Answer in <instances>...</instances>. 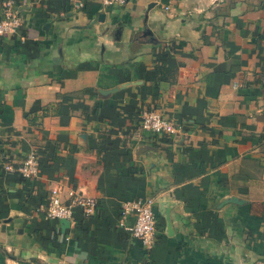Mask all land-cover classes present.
I'll list each match as a JSON object with an SVG mask.
<instances>
[{"label":"crops","instance_id":"0c3cea01","mask_svg":"<svg viewBox=\"0 0 264 264\" xmlns=\"http://www.w3.org/2000/svg\"><path fill=\"white\" fill-rule=\"evenodd\" d=\"M7 8L22 24L0 39V264H264V0ZM150 110L175 133L143 132ZM31 151L35 178L4 171ZM54 183L94 213L46 219ZM138 199L164 221L148 249L119 227Z\"/></svg>","mask_w":264,"mask_h":264},{"label":"built area","instance_id":"2783aa9c","mask_svg":"<svg viewBox=\"0 0 264 264\" xmlns=\"http://www.w3.org/2000/svg\"><path fill=\"white\" fill-rule=\"evenodd\" d=\"M104 7L121 6L126 0H98ZM21 18L11 8H7L0 20V39L16 34L21 27ZM140 129L156 136L168 137L175 133L174 127L157 111H144L140 115ZM38 160L34 151L29 152L16 168L11 164L4 166V171L16 173L23 179H32L38 173ZM63 187L54 183L48 190L45 218L51 221H71L75 209H80L85 216H91L96 209V201L92 198L81 196L73 190L67 192V199L62 200ZM133 217V222L128 224V217ZM119 227L139 241L144 248H150L156 233V218L149 199H138L124 206Z\"/></svg>","mask_w":264,"mask_h":264},{"label":"water","instance_id":"95a60500","mask_svg":"<svg viewBox=\"0 0 264 264\" xmlns=\"http://www.w3.org/2000/svg\"><path fill=\"white\" fill-rule=\"evenodd\" d=\"M146 34L149 35L150 32L147 31ZM113 91H115V89H113V90H107V91H100V92H101V93H104V94H108V93L113 92ZM242 202H243L242 200H240V199H238V198H236V197H231V198H227V199H225V200L222 202V205H221V206H223V205H225V204H228V203L241 204ZM164 218H165V221H166V227H167V230L169 231V229H170V222H169V214H168L167 211L164 212ZM168 233H169V232H168Z\"/></svg>","mask_w":264,"mask_h":264},{"label":"trees","instance_id":"16d2710c","mask_svg":"<svg viewBox=\"0 0 264 264\" xmlns=\"http://www.w3.org/2000/svg\"><path fill=\"white\" fill-rule=\"evenodd\" d=\"M21 30V29H20ZM20 30H18L17 31V33H20ZM170 71V70H169ZM159 72V70H158V68H157V70L155 71V75L157 74ZM260 139L261 140H263L264 139V136L262 137H260ZM155 218H156V230L158 231L159 230V233H160V231L162 232L163 231V227H161L160 225H159V227H158V222H161V223H163L164 221H163V219L161 218V217H156L155 216ZM161 227V228H160ZM158 228H160V229H158Z\"/></svg>","mask_w":264,"mask_h":264}]
</instances>
